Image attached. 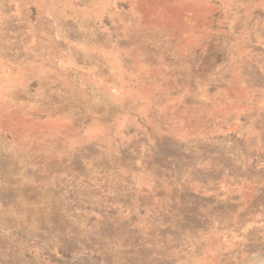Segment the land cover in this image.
Wrapping results in <instances>:
<instances>
[{
	"label": "rangeland",
	"instance_id": "rangeland-1",
	"mask_svg": "<svg viewBox=\"0 0 264 264\" xmlns=\"http://www.w3.org/2000/svg\"><path fill=\"white\" fill-rule=\"evenodd\" d=\"M0 264H264V0H0Z\"/></svg>",
	"mask_w": 264,
	"mask_h": 264
}]
</instances>
